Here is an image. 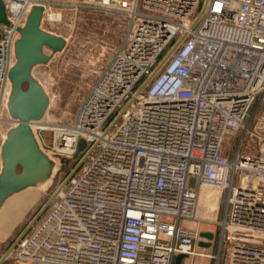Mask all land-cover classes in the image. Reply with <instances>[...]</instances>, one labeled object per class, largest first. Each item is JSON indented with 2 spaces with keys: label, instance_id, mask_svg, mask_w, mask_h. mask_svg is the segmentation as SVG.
I'll use <instances>...</instances> for the list:
<instances>
[{
  "label": "built area",
  "instance_id": "built-area-1",
  "mask_svg": "<svg viewBox=\"0 0 264 264\" xmlns=\"http://www.w3.org/2000/svg\"><path fill=\"white\" fill-rule=\"evenodd\" d=\"M2 1L0 116L20 31L34 7L44 19L53 5ZM69 5L127 27L72 121L51 128L54 155L76 167L12 246L14 264H264V0ZM204 186L226 206L209 221L215 256L196 250Z\"/></svg>",
  "mask_w": 264,
  "mask_h": 264
},
{
  "label": "rangeland",
  "instance_id": "rangeland-1",
  "mask_svg": "<svg viewBox=\"0 0 264 264\" xmlns=\"http://www.w3.org/2000/svg\"><path fill=\"white\" fill-rule=\"evenodd\" d=\"M51 1L53 5L45 17L42 28L64 38L66 47L54 55L51 50L45 49L47 55H52L50 62L36 66L33 70L34 78L46 87L47 95L49 99L51 98L49 101L53 100L50 102L48 118L35 124L33 132L44 152L58 159L59 170L47 190L25 203L13 200L15 196L26 193L24 190L8 199L0 210V260L76 167V162H64L58 155H54L55 133L47 128H50L51 124H66L72 121L101 68L120 45L127 27V22L121 15L69 5L73 2L79 5L89 0ZM63 3L65 4L61 5ZM51 15L53 18L50 19ZM3 117L4 122L0 126V146L3 136L13 127L12 120L6 115ZM225 208L223 200L218 217L220 220L224 217ZM184 223L188 227H195V223ZM199 227L202 232L213 233L214 240L211 247L204 251L200 243H207V240L201 238L196 244V250L210 256L217 255L218 227L206 220H203ZM199 259L206 261V264H216L213 259L207 257H185L182 264H198ZM2 264H14L13 258L9 256Z\"/></svg>",
  "mask_w": 264,
  "mask_h": 264
},
{
  "label": "water",
  "instance_id": "water-1",
  "mask_svg": "<svg viewBox=\"0 0 264 264\" xmlns=\"http://www.w3.org/2000/svg\"><path fill=\"white\" fill-rule=\"evenodd\" d=\"M43 16V7L33 8L16 44L17 62L10 72L12 91L8 108L11 117L18 123L8 132L1 149L3 168L0 175V210L10 197L48 181L53 176L55 167L54 162L39 147L32 130L33 122L41 121L50 105L43 86L33 76V70L36 66L50 62L52 55H47L45 49L51 50L53 55L60 53L66 47V40L42 28ZM0 24H8L2 0ZM156 73L157 71L154 75ZM153 76L147 79L139 92L147 86ZM82 148L81 142L79 150ZM201 238L208 240L209 243H200V246L210 248L214 234L202 232ZM12 250L13 248L0 260V264L9 257ZM185 257L178 256L175 263L182 264Z\"/></svg>",
  "mask_w": 264,
  "mask_h": 264
},
{
  "label": "bare ground",
  "instance_id": "bare-ground-1",
  "mask_svg": "<svg viewBox=\"0 0 264 264\" xmlns=\"http://www.w3.org/2000/svg\"><path fill=\"white\" fill-rule=\"evenodd\" d=\"M53 18V15L50 16V19ZM54 20V19H53ZM45 21V18L43 19L42 21V24L44 23ZM34 76V75H33ZM40 83V82H39ZM41 84V83H40ZM42 85V84H41ZM45 92L47 93V89L46 87H44V85H42ZM55 97V96H54ZM51 99V98H50ZM49 99V100H50ZM53 101V100H51ZM50 101V102H51ZM52 104V103H51ZM51 105L49 106V109H50ZM49 109L47 111V113L45 114V117L42 119L43 121H46V119L48 118L49 116ZM4 115H6V117H8V119H11V115H10V112L9 110L3 112V114L0 116V126L3 125V122H4ZM8 121V120H7ZM13 122V127H15L18 123L17 120H12ZM11 123V122H10ZM35 124H37V122H33L32 124V128L34 130V127H35ZM12 127V128H13ZM50 128H47V129H51L52 127H56L55 124H51L49 125ZM10 128L8 130V132L12 129ZM8 132L3 136V138L5 139L6 141V138H7V134ZM3 139V140H4ZM50 159L54 162L55 164V167H54V171H53V176L46 182L44 183H41L39 185H37L36 187H32V188H28L26 189V193L24 194H21V195H17L14 197L13 200L17 201V202H20V203H25L27 201H29L31 198H34L36 197L37 195L41 194L42 191H45L49 188V186L51 185L52 183V178L54 177V175L57 173V171L59 170V161L58 159L56 158H53L52 156H49ZM0 159H1V148H0ZM2 162V160H1ZM2 165V163H1ZM28 190V191H27ZM18 194V193H17ZM16 195V194H15ZM220 195H221V192L219 191V189L217 188H207V186H204L203 189H202V192H201V196H200V199H199V206H198V210H197V217L199 219H202V220H206V221H210V222H213L216 220V217H217V214H218V211L220 209ZM13 197V196H12ZM11 198V197H10ZM9 198V199H10ZM12 201V200H11ZM10 201V202H11ZM9 202V203H10ZM6 203V202H5ZM4 203V204H5ZM4 206V205H3ZM2 209V208H1Z\"/></svg>",
  "mask_w": 264,
  "mask_h": 264
},
{
  "label": "crops",
  "instance_id": "crops-1",
  "mask_svg": "<svg viewBox=\"0 0 264 264\" xmlns=\"http://www.w3.org/2000/svg\"><path fill=\"white\" fill-rule=\"evenodd\" d=\"M184 226H186L185 223H184ZM207 243H209L208 240H207ZM208 249H209V248H203L204 251H206V250H208ZM175 264H176V263H175ZM198 264H206V261H204L203 259H202V260L199 259V260H198Z\"/></svg>",
  "mask_w": 264,
  "mask_h": 264
}]
</instances>
